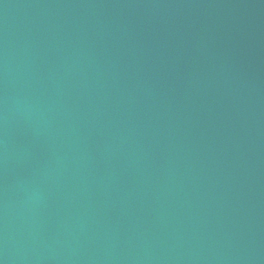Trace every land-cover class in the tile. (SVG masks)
I'll return each instance as SVG.
<instances>
[{"label": "water", "instance_id": "obj_1", "mask_svg": "<svg viewBox=\"0 0 264 264\" xmlns=\"http://www.w3.org/2000/svg\"><path fill=\"white\" fill-rule=\"evenodd\" d=\"M0 264H264V0H0Z\"/></svg>", "mask_w": 264, "mask_h": 264}]
</instances>
